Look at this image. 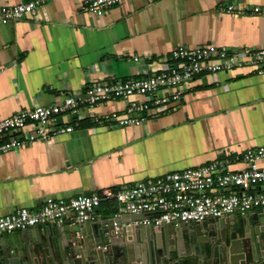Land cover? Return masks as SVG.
Segmentation results:
<instances>
[{
    "label": "crops",
    "instance_id": "0c3cea01",
    "mask_svg": "<svg viewBox=\"0 0 264 264\" xmlns=\"http://www.w3.org/2000/svg\"><path fill=\"white\" fill-rule=\"evenodd\" d=\"M89 1L51 0L0 22V120L59 103L65 94L80 95L95 79L105 83L164 69L179 46L228 47L241 57L264 45V0H120L101 15L86 10ZM17 3L0 0V9ZM228 4L240 14L227 13ZM183 89L182 100L140 124L111 119L114 112L123 117L126 101H106L84 107L69 133L0 153V216L21 207L37 211L47 198L115 192L264 146V72L250 66L204 72ZM245 166L239 161L230 168ZM117 211L115 200L102 201L89 222L101 229ZM52 225L58 224L37 226ZM80 226L72 239L92 242L93 231Z\"/></svg>",
    "mask_w": 264,
    "mask_h": 264
},
{
    "label": "built area",
    "instance_id": "2783aa9c",
    "mask_svg": "<svg viewBox=\"0 0 264 264\" xmlns=\"http://www.w3.org/2000/svg\"><path fill=\"white\" fill-rule=\"evenodd\" d=\"M51 0H19L0 9V22L20 19L32 13L38 5ZM120 0H91L86 10L101 15ZM224 10L235 17L240 11L232 4ZM255 7L253 11H258ZM172 64L140 77L100 82L84 86L80 95L65 94L59 103L36 106L0 120V153L18 149L26 143L50 141L69 133L79 125L82 109L112 100H125L123 117L117 112L110 118L119 124H140L155 111L183 99V86L200 73H218L234 67H254L264 72V45L245 50L241 57L228 47L179 46L170 53ZM166 111H169L167 109ZM264 146L247 150L233 159L213 160L208 164L172 171L155 179H146L118 191L108 189L91 195H78L67 201L47 198L32 211L25 207L0 216V235L37 225L60 224L67 218L76 223L88 221L102 201L115 200L118 218L122 214L142 215L138 223L160 226L168 223L202 222L236 213L264 208ZM243 162L245 167L232 170L230 165ZM115 225V223H114ZM116 226V225H115Z\"/></svg>",
    "mask_w": 264,
    "mask_h": 264
},
{
    "label": "water",
    "instance_id": "95a60500",
    "mask_svg": "<svg viewBox=\"0 0 264 264\" xmlns=\"http://www.w3.org/2000/svg\"><path fill=\"white\" fill-rule=\"evenodd\" d=\"M127 216L130 221L113 217L101 229L82 222L96 246L72 239L82 223L1 234L0 264H182L194 257L198 264H264V210L157 227L135 223L142 215Z\"/></svg>",
    "mask_w": 264,
    "mask_h": 264
},
{
    "label": "trees",
    "instance_id": "16d2710c",
    "mask_svg": "<svg viewBox=\"0 0 264 264\" xmlns=\"http://www.w3.org/2000/svg\"><path fill=\"white\" fill-rule=\"evenodd\" d=\"M182 264H198V261L196 260V258H189L185 260Z\"/></svg>",
    "mask_w": 264,
    "mask_h": 264
},
{
    "label": "flooded vegetation",
    "instance_id": "af4514ba",
    "mask_svg": "<svg viewBox=\"0 0 264 264\" xmlns=\"http://www.w3.org/2000/svg\"><path fill=\"white\" fill-rule=\"evenodd\" d=\"M202 241H205V239H202Z\"/></svg>",
    "mask_w": 264,
    "mask_h": 264
}]
</instances>
